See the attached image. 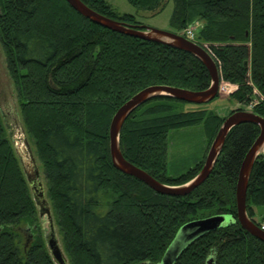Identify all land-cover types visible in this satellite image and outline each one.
<instances>
[{
	"label": "trees",
	"instance_id": "1",
	"mask_svg": "<svg viewBox=\"0 0 264 264\" xmlns=\"http://www.w3.org/2000/svg\"><path fill=\"white\" fill-rule=\"evenodd\" d=\"M81 1L110 19L141 25L105 0ZM127 1L156 14L168 0ZM172 1L173 32L200 25L195 42L215 62L221 86L236 87L226 96L242 108L230 115L247 111L264 118V0ZM0 42L69 264H160L181 227L216 215L234 220L193 242L175 264H207L211 258L214 264H264V242L242 228L236 201L239 174L260 136L259 126L234 127L210 177L186 197L155 192L118 170L111 158V120L136 94L158 85L197 92L210 88L211 75L199 58L97 25L66 0H0ZM256 98L258 104L246 109ZM186 104L153 99L130 115L120 134L124 158L170 186L195 178L207 152L195 166L172 176L169 133L202 126L208 150L227 118L188 110ZM260 206L264 152L247 191V213L258 226ZM44 235L0 111V264H56Z\"/></svg>",
	"mask_w": 264,
	"mask_h": 264
},
{
	"label": "water",
	"instance_id": "2",
	"mask_svg": "<svg viewBox=\"0 0 264 264\" xmlns=\"http://www.w3.org/2000/svg\"><path fill=\"white\" fill-rule=\"evenodd\" d=\"M66 1L81 16L97 25L120 34L145 41L165 44L193 54L204 63L211 75L212 84L210 88L205 91L197 92L162 85L151 86L136 94L115 113L110 124V153L114 166L124 174L140 180L159 194L186 197L193 193L210 177L227 136L234 127L246 123L255 124L260 127V136L243 162L237 184L236 198L238 221L242 228L253 237L264 242V230H262L247 213L248 184L255 162L264 150V118L247 111H237L233 113L226 118L221 126L207 154L204 167L195 178L178 186L160 183L147 172L124 158L120 148V134L122 128L126 120L137 108L156 98L170 97L182 102L198 105L213 101L220 92V76L215 62L204 48L180 34L155 28L128 25L101 15L81 0ZM19 158L31 188L33 198L39 209L40 218L43 220L46 219L48 223V229H46L44 236L50 254L56 264H69L58 238L50 203L46 197V187L41 177L37 160L27 140L24 141V147L21 148ZM233 220L231 216L216 215L185 224L176 234L160 264H175L185 249L193 242L209 233L219 230L227 224H231ZM27 231L31 232V229H27ZM207 264H214V259H209Z\"/></svg>",
	"mask_w": 264,
	"mask_h": 264
},
{
	"label": "rangeland",
	"instance_id": "3",
	"mask_svg": "<svg viewBox=\"0 0 264 264\" xmlns=\"http://www.w3.org/2000/svg\"><path fill=\"white\" fill-rule=\"evenodd\" d=\"M109 4H111L118 12L120 13H129L138 19L141 23L139 26H143L146 28H155L162 31L173 32V28L171 26V18L174 9V3L172 0H168L166 7L160 13H153L145 10H141L132 6L127 0H105ZM54 13H52V16ZM46 16V15H45ZM50 17V16H48ZM44 19V17H39L40 19ZM52 19V17H50ZM200 25H192L189 28L194 29L195 33L200 28ZM182 32V31H181ZM253 101L259 102V99H254ZM250 105V104H248ZM188 110H198V109H206L209 111H215L220 116L229 117L230 113L233 110H237L242 108V106L233 99H230L226 96V93L220 97H216L213 101L207 104H186L184 106ZM246 109H249L248 107ZM0 111L2 114L3 122L7 129L9 137L12 139L18 153L20 155L21 148L24 147V141L27 140L30 144V148L32 149L33 155L37 160V156L35 154V147L26 135L25 127L23 124L20 107L18 103V94L17 89L10 77L6 56L4 54L1 42H0ZM169 141V172L172 176H179L191 167L195 166V163L202 158V156L207 152V138L204 133V129L202 126H196L191 128H185L180 130H172L168 135ZM207 150V151H206ZM264 151V150H263ZM262 151V153H263ZM37 165L40 169L41 177L46 186V178L44 174L43 167L37 160ZM257 212L255 218L257 219V214L260 217L261 223L264 222L263 214L264 207H257ZM54 220V217H53ZM55 222V220H54ZM42 225L44 231L48 229V223L46 219H42ZM56 231L58 234L59 241L63 248L62 236L59 232V228L55 223Z\"/></svg>",
	"mask_w": 264,
	"mask_h": 264
},
{
	"label": "built area",
	"instance_id": "4",
	"mask_svg": "<svg viewBox=\"0 0 264 264\" xmlns=\"http://www.w3.org/2000/svg\"><path fill=\"white\" fill-rule=\"evenodd\" d=\"M184 36H185L187 39H189V40H191V41H194V40H195V37H196L194 29H192V28H188V29L184 32ZM234 89H235V87H234V86H231V85H224V86L221 87V91L224 92V93H229V92L233 91ZM257 104H258V103H257L256 101H252V102L250 103V105H248V108H249V109H252V108L255 107ZM261 229L264 230V222L261 223Z\"/></svg>",
	"mask_w": 264,
	"mask_h": 264
},
{
	"label": "crops",
	"instance_id": "5",
	"mask_svg": "<svg viewBox=\"0 0 264 264\" xmlns=\"http://www.w3.org/2000/svg\"><path fill=\"white\" fill-rule=\"evenodd\" d=\"M259 219H260V217H259V215L257 214V220L260 221Z\"/></svg>",
	"mask_w": 264,
	"mask_h": 264
},
{
	"label": "bare ground",
	"instance_id": "6",
	"mask_svg": "<svg viewBox=\"0 0 264 264\" xmlns=\"http://www.w3.org/2000/svg\"><path fill=\"white\" fill-rule=\"evenodd\" d=\"M174 198H176V197H174ZM237 201V200H236Z\"/></svg>",
	"mask_w": 264,
	"mask_h": 264
}]
</instances>
